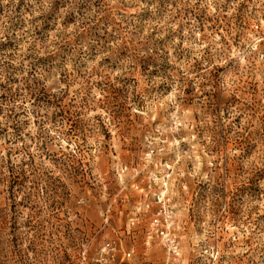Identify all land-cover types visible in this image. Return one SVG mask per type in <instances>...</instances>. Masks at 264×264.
<instances>
[{
	"label": "rangeland",
	"instance_id": "rangeland-1",
	"mask_svg": "<svg viewBox=\"0 0 264 264\" xmlns=\"http://www.w3.org/2000/svg\"><path fill=\"white\" fill-rule=\"evenodd\" d=\"M0 264H264V0H0Z\"/></svg>",
	"mask_w": 264,
	"mask_h": 264
},
{
	"label": "built area",
	"instance_id": "built-area-1",
	"mask_svg": "<svg viewBox=\"0 0 264 264\" xmlns=\"http://www.w3.org/2000/svg\"><path fill=\"white\" fill-rule=\"evenodd\" d=\"M146 189L149 190L150 186L148 185ZM152 202L155 204L156 208L149 214L150 229L160 237H166L167 241H171L170 247L172 248V252H175V245H172V240L167 238V235L169 234V228L172 224V210L169 207L164 188L160 189L159 192L154 194ZM144 208L147 209L148 204H145ZM124 255L128 257L129 252L124 253Z\"/></svg>",
	"mask_w": 264,
	"mask_h": 264
}]
</instances>
